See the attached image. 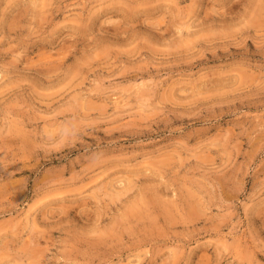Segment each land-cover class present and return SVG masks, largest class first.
<instances>
[{
  "label": "rangeland",
  "instance_id": "374dc122",
  "mask_svg": "<svg viewBox=\"0 0 264 264\" xmlns=\"http://www.w3.org/2000/svg\"><path fill=\"white\" fill-rule=\"evenodd\" d=\"M0 264H264V0H0Z\"/></svg>",
  "mask_w": 264,
  "mask_h": 264
}]
</instances>
